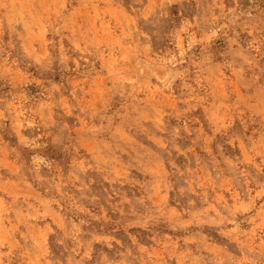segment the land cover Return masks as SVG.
<instances>
[{
	"label": "rangeland",
	"instance_id": "rangeland-1",
	"mask_svg": "<svg viewBox=\"0 0 264 264\" xmlns=\"http://www.w3.org/2000/svg\"><path fill=\"white\" fill-rule=\"evenodd\" d=\"M0 264H264V0H0Z\"/></svg>",
	"mask_w": 264,
	"mask_h": 264
}]
</instances>
